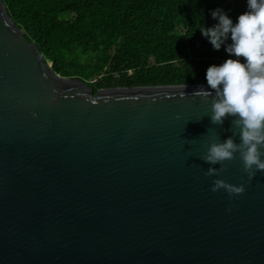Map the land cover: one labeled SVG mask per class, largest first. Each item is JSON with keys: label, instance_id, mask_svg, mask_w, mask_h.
<instances>
[{"label": "water", "instance_id": "1", "mask_svg": "<svg viewBox=\"0 0 264 264\" xmlns=\"http://www.w3.org/2000/svg\"><path fill=\"white\" fill-rule=\"evenodd\" d=\"M216 99L208 85L94 94L0 0V264H264V172L249 178L239 153L205 160L241 143L234 117L212 123Z\"/></svg>", "mask_w": 264, "mask_h": 264}, {"label": "trees", "instance_id": "2", "mask_svg": "<svg viewBox=\"0 0 264 264\" xmlns=\"http://www.w3.org/2000/svg\"><path fill=\"white\" fill-rule=\"evenodd\" d=\"M1 1L51 70L86 83L94 94L207 85L208 67L230 58L231 40L215 51L200 28L215 26L216 9L234 22L246 11V0Z\"/></svg>", "mask_w": 264, "mask_h": 264}, {"label": "clouds", "instance_id": "3", "mask_svg": "<svg viewBox=\"0 0 264 264\" xmlns=\"http://www.w3.org/2000/svg\"><path fill=\"white\" fill-rule=\"evenodd\" d=\"M211 16L218 22L211 28L201 27L200 32L212 48L219 51L231 40L225 48L230 58L209 66L205 73L207 85L218 97L213 101L211 121L222 124L227 116L234 117L241 143L237 145L228 138L221 144H212L205 160L222 165L239 153L243 171L252 178L256 172H264V0H246V11L235 22L222 9L212 11ZM194 95L207 98L211 92L201 90ZM206 175L219 176V172L209 168ZM220 189L244 192L243 186L234 187L217 179L212 191Z\"/></svg>", "mask_w": 264, "mask_h": 264}, {"label": "rangeland", "instance_id": "4", "mask_svg": "<svg viewBox=\"0 0 264 264\" xmlns=\"http://www.w3.org/2000/svg\"><path fill=\"white\" fill-rule=\"evenodd\" d=\"M61 18H62V19H65V18H67V17H66V16H61ZM91 81H95V80L93 79V80H91ZM91 81H90V82H91Z\"/></svg>", "mask_w": 264, "mask_h": 264}]
</instances>
